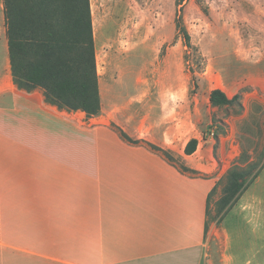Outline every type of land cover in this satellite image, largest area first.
I'll return each mask as SVG.
<instances>
[{
  "label": "crops",
  "instance_id": "1",
  "mask_svg": "<svg viewBox=\"0 0 264 264\" xmlns=\"http://www.w3.org/2000/svg\"><path fill=\"white\" fill-rule=\"evenodd\" d=\"M114 123L103 102L89 117L49 104L42 88L19 89L5 38L0 264H202L197 252L217 179L182 174L125 140ZM252 205L233 214L246 215V225L257 218L261 227L264 202L261 213L256 199ZM231 244L229 234L221 264H264L262 242H243L244 259L229 254Z\"/></svg>",
  "mask_w": 264,
  "mask_h": 264
},
{
  "label": "rangeland",
  "instance_id": "2",
  "mask_svg": "<svg viewBox=\"0 0 264 264\" xmlns=\"http://www.w3.org/2000/svg\"><path fill=\"white\" fill-rule=\"evenodd\" d=\"M179 1L90 0L102 102L125 140L182 174L217 179L197 252L202 264H221L229 234L230 255H240L243 242H262L264 257V225L257 218L246 225V215L233 214L255 199L257 213L263 211L264 0H183L181 7ZM179 16L192 50L177 29ZM5 38L0 0V50ZM217 89L238 102L213 107ZM192 139L198 147L187 157ZM250 164L263 168L222 210L229 172Z\"/></svg>",
  "mask_w": 264,
  "mask_h": 264
},
{
  "label": "trees",
  "instance_id": "3",
  "mask_svg": "<svg viewBox=\"0 0 264 264\" xmlns=\"http://www.w3.org/2000/svg\"><path fill=\"white\" fill-rule=\"evenodd\" d=\"M3 8L11 72L17 87L27 92L42 88L49 104L83 111L89 117L99 115L102 98L90 0H3ZM177 29L192 50L181 16ZM238 100L239 96L230 99L218 89L210 95L213 107L230 106ZM197 147L198 140H190L185 154H194ZM262 168L250 164L245 170L229 172L220 201L222 210L238 200L247 182L253 181Z\"/></svg>",
  "mask_w": 264,
  "mask_h": 264
}]
</instances>
